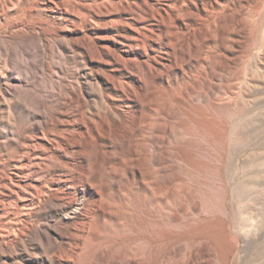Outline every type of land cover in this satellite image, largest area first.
Wrapping results in <instances>:
<instances>
[{
	"label": "bare ground",
	"instance_id": "bare-ground-1",
	"mask_svg": "<svg viewBox=\"0 0 264 264\" xmlns=\"http://www.w3.org/2000/svg\"><path fill=\"white\" fill-rule=\"evenodd\" d=\"M18 1L0 0L3 29L27 32L37 10L53 4L67 16V26L83 31V22L89 20L105 32L98 39L111 41L101 46L105 56L93 55L86 46L89 59L117 65L114 70L141 82L150 75L153 83L132 84L131 77L120 76L111 84L115 93L104 95L100 88L93 107L80 90L75 101L60 93L57 103L62 107L21 98L41 119L35 122L37 131H29L27 124L0 141V240L17 236L16 227L34 223L35 211L49 207L61 211L51 225L57 236L49 237L57 264H175L172 259L184 248L169 240L166 249L151 238L172 236L175 231L170 229L178 227L179 172L175 164L164 162L176 163L179 149L161 150L163 136L153 133L167 131L171 136L183 110L202 129L207 127L208 96L213 94L208 88L209 53L220 46L228 49L224 42L236 32L238 12H229L232 1L32 0L6 18ZM82 39L91 38L83 34ZM116 44L123 48L119 53ZM3 71L2 66L0 80ZM189 75L193 82L180 81ZM23 84H0V98L10 92L30 94ZM231 98L225 104L232 105ZM167 117L174 121L159 122ZM140 130L148 132L144 143H137ZM190 214L183 206L181 216ZM199 258V252L189 249L181 264Z\"/></svg>",
	"mask_w": 264,
	"mask_h": 264
},
{
	"label": "rangeland",
	"instance_id": "rangeland-1",
	"mask_svg": "<svg viewBox=\"0 0 264 264\" xmlns=\"http://www.w3.org/2000/svg\"><path fill=\"white\" fill-rule=\"evenodd\" d=\"M31 1L16 2L6 18L17 15ZM231 1L229 12H238L236 32L224 42L228 49L220 46L209 53L208 88L213 94L208 96L207 127L202 129L183 110L171 136L167 131L153 133L163 136L161 150L171 146L179 149L176 163L164 162L175 164L179 172L176 214L180 218L174 216L178 227L170 229L175 235L151 238L166 249L169 240L184 248L172 259L175 264H181L189 249L200 254L199 260H193L196 264H264V0ZM52 5L37 10L27 32L3 29L5 19L0 20L1 87L26 83V89L31 90L30 94L10 92L0 98V141L11 139L27 124H31L29 131L38 129L35 122L41 117L37 109L26 107L21 98H40L53 107H62L57 103L60 93H69L75 101L80 90L93 107L101 89L104 95L115 93L111 84L120 76L131 77L132 84L153 83L150 75H144L142 83L125 71L114 70L117 65L89 59L86 46L93 55H104L101 46L111 44L97 38L105 32L89 20L83 22V31L67 26V16ZM83 34L91 39L83 41ZM114 47L117 53L123 49L119 44ZM180 81L193 82L194 77L185 76ZM228 98L233 99L232 105L225 104ZM74 104L69 101L68 107ZM40 109L44 111V107ZM171 121L174 118L167 117L159 122ZM147 134L140 130L137 143L146 142ZM183 206L189 208L190 215L181 216ZM33 215L34 223L28 220L25 226L16 227L17 236L0 240V264L58 263L51 257L54 244L49 237L57 236L51 225L61 217V211L47 207Z\"/></svg>",
	"mask_w": 264,
	"mask_h": 264
}]
</instances>
